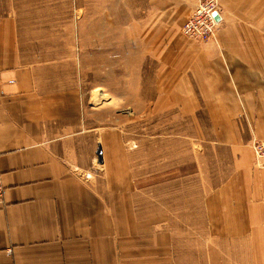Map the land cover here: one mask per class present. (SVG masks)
<instances>
[{"label": "crops", "instance_id": "crops-1", "mask_svg": "<svg viewBox=\"0 0 264 264\" xmlns=\"http://www.w3.org/2000/svg\"><path fill=\"white\" fill-rule=\"evenodd\" d=\"M21 1L0 0V264H264V168L249 147L264 141V0H217L210 39L182 44L162 39L181 36L197 0H124L127 23L162 40L147 53L150 118H181L178 132L191 134L183 162L169 143L151 145L154 181L168 160L173 181L194 183L168 196L147 193L140 157L134 182L107 100L75 84L71 46L87 44L75 35L85 20L31 19L39 6ZM90 5L104 8L79 0L73 12ZM62 45L48 59L37 51ZM189 195L198 200L178 198ZM168 197L178 210L164 209Z\"/></svg>", "mask_w": 264, "mask_h": 264}, {"label": "rangeland", "instance_id": "rangeland-1", "mask_svg": "<svg viewBox=\"0 0 264 264\" xmlns=\"http://www.w3.org/2000/svg\"><path fill=\"white\" fill-rule=\"evenodd\" d=\"M49 1L53 8V12L51 11L52 14H48V11H50V6H48ZM78 1L22 0L21 2L31 7L39 6L37 10L40 11V14L32 15L28 18L41 20L48 16V20L52 19L55 25L57 23L59 24V27H61V24L69 16L71 20L78 21V17L81 15V19L85 20L86 27L76 28L75 35L80 33L85 37L83 41L87 44L76 43V45L71 46L73 58L71 64L75 84H79L81 88L84 86L86 90L90 89V100L92 103H97L102 98L107 100L109 126L119 125V128L124 129L127 144L132 146L130 155L133 161L132 174L134 182L137 180L136 176L141 173L144 176L147 193H154L158 190L162 192L163 196L165 194L168 196L171 193L182 194L186 190L187 184L190 186L188 189H192L194 183L185 182L184 180L180 181L178 175L176 176L177 181H173L175 172L169 171L167 167L168 160L164 161L163 164L161 163L160 169L164 171L161 172L160 177L158 175L155 176L154 181L153 171L157 169L154 168L153 170L151 164L152 144L160 145V150H166L168 146L176 147L175 155L181 162H183L185 156H188L186 153L188 150L183 149V147L188 146V143L191 141L189 139L191 134L188 132H178L181 118H164L163 115L161 117H155L153 115V118H150L147 97L148 89H150L147 80L152 77V70L147 69L148 60L150 59V56H147V53L149 54L150 52L149 49L159 46V42L162 40H165V44H167L166 42L176 44L185 43L186 38H183L182 31L180 30L181 36L164 38L162 40L149 39V34H146L145 37L147 38L145 40L143 38L142 25L136 24L135 22L133 24L131 22L129 24L127 23L128 17L123 7L124 0H117L116 9L110 8L113 3L109 2V0H101V6L104 7L101 11L91 10L92 6L90 5L89 12L84 13L73 12ZM85 3L86 5L88 4L87 1ZM69 7L72 9L70 13H68ZM84 8L85 10L89 9L88 6H84ZM98 17L102 18V25L93 28L91 26L94 21L93 18L97 19ZM110 19L115 21L116 26L109 25ZM55 29V36L62 37L69 33L68 29L65 28L60 29L55 27ZM96 37L98 41H94ZM80 46L87 47V58L77 54L80 52ZM63 49H68V46L40 47L37 48V51L40 50V54L48 59V57H52L54 54H62ZM68 63L69 61L67 60ZM165 123L170 127L174 126L175 132L165 134ZM168 143L169 145L167 146ZM135 150L138 152L135 153ZM159 152L161 153V151ZM137 157L145 160V163L147 162L143 168L138 169L140 172L138 174L134 166V161ZM158 179L161 180L157 181ZM171 187L177 189L178 192L171 191ZM192 192L193 190H190V193ZM177 197L162 199L164 209L168 211L171 209L178 210L180 208L179 206L172 207L170 205V201H177ZM178 198H184L193 202L198 200L197 196L192 195ZM192 206L194 207L193 204ZM194 209L196 208L194 207ZM193 231H196V229L194 228ZM182 232L185 233L186 230ZM200 264H207V261H200Z\"/></svg>", "mask_w": 264, "mask_h": 264}, {"label": "built area", "instance_id": "built-area-1", "mask_svg": "<svg viewBox=\"0 0 264 264\" xmlns=\"http://www.w3.org/2000/svg\"><path fill=\"white\" fill-rule=\"evenodd\" d=\"M216 0H199L191 9L181 26L184 38L188 40L206 42L210 39L216 26L214 13L216 12ZM249 147L253 152V164L258 168H264V141L252 137ZM3 186L0 175V201L3 197Z\"/></svg>", "mask_w": 264, "mask_h": 264}, {"label": "water", "instance_id": "water-1", "mask_svg": "<svg viewBox=\"0 0 264 264\" xmlns=\"http://www.w3.org/2000/svg\"><path fill=\"white\" fill-rule=\"evenodd\" d=\"M214 16H215V13H214Z\"/></svg>", "mask_w": 264, "mask_h": 264}, {"label": "bare ground", "instance_id": "bare-ground-1", "mask_svg": "<svg viewBox=\"0 0 264 264\" xmlns=\"http://www.w3.org/2000/svg\"><path fill=\"white\" fill-rule=\"evenodd\" d=\"M215 17V16H214Z\"/></svg>", "mask_w": 264, "mask_h": 264}]
</instances>
